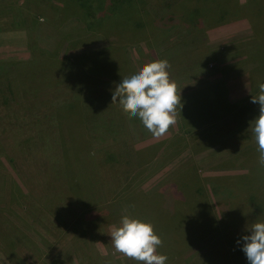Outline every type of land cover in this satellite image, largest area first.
<instances>
[{
  "label": "rangeland",
  "instance_id": "374dc122",
  "mask_svg": "<svg viewBox=\"0 0 264 264\" xmlns=\"http://www.w3.org/2000/svg\"><path fill=\"white\" fill-rule=\"evenodd\" d=\"M226 1L224 10L220 4L213 8V0H136L126 5L134 14L128 20L106 28L116 16L103 14L108 21L90 33L77 20L78 0H0V264H25L26 255L35 264H72L75 255L86 262L92 251L106 252L110 232L129 213L172 215L180 264L191 258L219 264L216 249L239 250L237 236L264 222V168L257 149L252 162L254 156L233 158L235 149L221 148L215 123L233 116L228 108L204 125L182 124L178 109L176 124L153 138L138 118L112 104L123 78L164 59L191 112L197 102L192 95L218 84L225 70L228 86L234 81L241 54L253 58L258 93V82H264V0ZM156 25L168 32H157L155 42ZM108 54L110 61L102 63ZM234 92L232 100H240ZM225 94L219 85L218 99ZM211 101L216 102L204 103ZM234 129L228 128L244 140L239 150L245 153L255 142L243 126ZM76 142L78 153H60ZM106 151L119 162L105 164ZM248 162L254 171L237 173Z\"/></svg>",
  "mask_w": 264,
  "mask_h": 264
},
{
  "label": "clouds",
  "instance_id": "9594fccd",
  "mask_svg": "<svg viewBox=\"0 0 264 264\" xmlns=\"http://www.w3.org/2000/svg\"><path fill=\"white\" fill-rule=\"evenodd\" d=\"M168 60H154L136 74L122 79L112 93V104H119L124 115L138 118L153 138L164 136L176 124L177 110L182 109L177 84L170 79ZM258 93L251 103L257 104L258 116L250 122L248 133L257 145L258 165L264 168V82H258ZM237 244H242L248 264H264V222L246 228ZM116 252L143 264H167L168 257L158 253L162 238L151 223L124 215L111 232Z\"/></svg>",
  "mask_w": 264,
  "mask_h": 264
},
{
  "label": "crops",
  "instance_id": "0c3cea01",
  "mask_svg": "<svg viewBox=\"0 0 264 264\" xmlns=\"http://www.w3.org/2000/svg\"><path fill=\"white\" fill-rule=\"evenodd\" d=\"M242 56H239V57H242L241 59L237 57V66L238 68H241V71L239 72V74H237L235 76V79L234 81H232L231 84H227V79H225L226 75V71L225 70L223 72V78L221 77L220 75V81H219V84L220 86L222 85L224 88H226V94L225 96L222 95L220 96V99H219V104L218 105H223L222 108H228V111H230L229 113H232L233 116L231 117H227L224 119V117H220L219 119V122L218 123H215V124H218L219 127H220V138H221V148L223 149H230L231 151H233L235 149V155L232 156L233 158L235 157H241L243 156L244 158L246 157H251V156H254L252 162L257 159V155L254 153V150L257 149V145L255 146L254 143L252 144H249L245 147L246 151L245 153L240 151V149H242L243 147V144L240 145V143H242L243 141L235 138L237 136V134L235 133H232L230 134V130H228V128H230L231 126H234L235 127V131H237L238 133V130L240 129V127H244V130L246 131L245 132V136H248L247 139H251L252 138V134L249 132L248 133V127H250V122L252 120L255 119V117L258 116V108L259 106L254 104V105H248L247 103L250 101L251 102V99L246 102L247 98L249 97H252V95L254 94V91L256 90V88L253 87V81H252V78L254 77L253 75V70H252V67H250L252 60L253 58L250 57L251 55H248V59L246 58V54H241ZM250 63V64H249ZM232 80V79H231ZM233 82L235 83L232 86ZM234 91H237L238 94L242 97L240 100H237V101H233V97L235 95V92ZM220 92H221V89H220ZM256 93V92H255ZM254 95H257L254 94ZM253 104V103H252ZM221 108V109H222ZM257 108V111L256 109ZM234 109V110H233ZM249 110V116H244V112L245 114L247 115L248 112L247 110ZM222 113H220L221 115ZM253 115V116H252ZM246 126V128H245ZM231 135V136H230ZM236 143V146L234 148V144ZM232 148V149H231ZM240 152H239V151ZM230 151V152H231ZM257 151V150H256ZM247 152V153H246ZM234 153V152H232ZM242 153L244 155H242ZM230 157V158H232ZM252 162H248V166L246 167V170H243V171H237V173H248L249 170L251 172H253L254 170L252 169L254 167V164ZM237 163V162H236ZM227 172V171H226ZM261 172V171H260ZM125 215H128L132 218H136V219H139L143 222H146V223H151L153 226H154V230L156 232V234H158L162 240H163V245H169L170 246V250L166 251V252H163L162 251V247H160L158 249V253L159 254H163V255H166L168 257V261H167V264H180V261H181V254L180 252H183V251H178V252H173V246L175 245V242L180 240V237H179V234L177 233V229H174L176 232H174L173 228H174V225H173V216L172 215H155V214H151V215H140V214H137V213H134V214H125ZM153 218V219H152ZM164 221H168V222H171V224L169 225H165V224H162V222ZM161 222V223H159ZM239 228H241V225L236 227V232L239 230ZM111 234V232H110ZM240 237V238H239ZM237 236V239L236 241L238 240H241L242 239V236ZM109 242L110 244L108 245V248H106V252H100L98 251V253L94 251H92L91 255H88L87 258L90 259L88 261H84L80 255H78V257L80 258V262L77 261V255L74 256V258L72 259L74 263L72 264H89V263H92V264H95L96 262H98L100 259H104L107 257V259H112L113 262L109 264H120V263H117L120 259L122 260V264H139L138 261H135L134 259L131 260V258H127L126 256L116 252L113 244L111 243V236L109 237ZM200 243V240L198 241ZM238 248H239V245H237ZM192 249V247L190 246L189 249ZM242 248V245L241 247L238 249H233V248H230V249H224L223 251H220L221 247L216 249L215 251V258L214 260H219V264H225V263H228V264H244V261H243V258H239V254L242 253V255L244 254L243 251L241 250ZM97 249V248H96ZM217 251H220L219 253V256L217 257L216 254H217ZM109 254V255H104V254ZM222 253V255H221ZM20 254V253H18ZM25 264H35L33 263V258L31 256H27L26 257H21ZM94 258L96 259V262L94 260ZM204 257H202L203 259ZM118 259V260H117ZM241 259V260H240ZM192 262V264L196 263V259L195 258H191V259H188L187 263L188 264H191L190 262ZM214 262V261H213ZM143 264V262H141ZM99 264V262H98Z\"/></svg>",
  "mask_w": 264,
  "mask_h": 264
},
{
  "label": "trees",
  "instance_id": "16d2710c",
  "mask_svg": "<svg viewBox=\"0 0 264 264\" xmlns=\"http://www.w3.org/2000/svg\"><path fill=\"white\" fill-rule=\"evenodd\" d=\"M133 1H136V0H78V4L80 6V13L77 16V20L81 24H83V26L87 32L95 33L96 31L99 30L98 29L99 27L97 28V24H102V23L104 24L105 20L108 21V19H109V17L105 18V16L103 14H105V15L108 14V16H116V17L113 21H110V23L107 24L106 28L110 27L111 29H115L118 25H120V22H123V20H125V21L128 20V19H126L127 15H128L127 18L132 16L133 12L128 14L125 10L127 8L126 5H133L132 4ZM213 1L216 2V4L213 6V8H217V6L219 4L223 7L224 10H226L228 7L226 0L225 1L221 0L222 4L220 3L219 0H213ZM177 10H179V12H180V8H178ZM187 17H188V15H187ZM134 20H135V17L131 18L130 22L134 21ZM197 20H199V15L195 20V22H196L195 25L200 22V21L197 22ZM164 21H166V19ZM195 25H194V27H195ZM199 25H200V23H199ZM155 29H156L155 33L150 31V33H153V38L155 39V42L157 41V38H159V36H156L157 32L163 31L164 35H166L168 32L167 26L161 28L158 25H156V27H154V30ZM116 32H117V30H116ZM117 33H119V32H117ZM141 34L143 35V33H141ZM148 34H149V32H148ZM136 36H137L136 34L133 35L134 38H136ZM63 40H64V38H63ZM61 43L62 42H59V47H60V45H62ZM59 49L60 48H56V50L53 51V53H54L53 55L57 56V54L59 53ZM110 58H111L110 54H108L107 59L103 58V59H101V61H102V63L109 62ZM92 61H93V59H86L85 64H87V62H92ZM92 63H95V62H92ZM64 64H67L66 60H65ZM82 64H83V62L80 63L79 66L81 67ZM68 65H71V64L68 62ZM73 71L77 72V68L76 67L73 68ZM219 85L220 84L218 83V84H213V86H211L210 88H202L199 90V92L192 95V98H193V96L197 98L196 99L197 102H195V105L193 106L194 109H192L193 110L192 112L190 111V107H188L189 103L186 102V101H188V99L186 97H181V103H182L183 107H182L181 111H179V115H180L179 120L182 121V124H184V122H186V124H187V121L190 120L189 124L190 123H193V124L196 123L197 125H204V122L206 123L207 121H209L213 118L219 119V116H220L219 111L221 110V108L223 106V105H218L220 102L218 99V87H219ZM198 98L199 99L203 98L204 102H205V98H206V101H210V100H213V98H215L216 102H213V101H211L209 103L207 102V105H206V103H204L203 101L201 102V100H198ZM185 105H186V107H185ZM208 106H211V108H209ZM211 111L213 114L208 115L209 117H206V120H205L204 116L207 115L208 113H210ZM203 120H205V121H203ZM114 123H116L115 120H114ZM209 126H208V128H210ZM118 129H123V126H119ZM213 132H211L210 134L211 135L216 134L215 131H213ZM203 138H204V136L202 137V140H203ZM76 144H78V143L76 142L70 146H68V145L64 146V147L62 146L63 149L60 153L62 155H67V154L69 155L72 152L78 153L77 150L79 148V145H78V147H75ZM87 144H89L90 146L92 145L90 143V140L87 141ZM46 159H50V157H47ZM118 160H119V158L117 157V154H115L114 152H111V151H106L105 157H104V163L105 164H114V163L119 162ZM13 190H14V188H13Z\"/></svg>",
  "mask_w": 264,
  "mask_h": 264
}]
</instances>
